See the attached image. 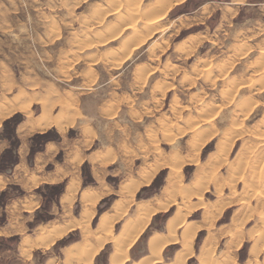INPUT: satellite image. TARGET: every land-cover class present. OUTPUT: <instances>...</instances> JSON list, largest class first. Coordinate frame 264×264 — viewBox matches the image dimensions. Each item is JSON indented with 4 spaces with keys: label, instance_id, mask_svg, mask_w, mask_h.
Here are the masks:
<instances>
[{
    "label": "rangeland",
    "instance_id": "obj_1",
    "mask_svg": "<svg viewBox=\"0 0 264 264\" xmlns=\"http://www.w3.org/2000/svg\"><path fill=\"white\" fill-rule=\"evenodd\" d=\"M232 1L172 3L156 19L157 33H145L143 16L153 0H0V140L9 146L0 170L7 171L12 161H18L13 148L19 144L16 128L22 124L19 133L27 132V159L51 142L59 149L43 170L60 165L65 175L59 184L41 185L34 191L41 197L40 218L49 217V225L60 226L79 219L85 194L95 201L89 225L94 229L102 215L112 213L116 202H132L113 226L115 233L134 214L136 203L156 206L152 200L162 197L166 184L175 181L171 166L181 161L186 192L176 195L165 214L151 216L129 249L131 261L125 264L148 254L142 251L152 232L168 233L167 223L182 207L183 196L185 200L193 192L201 194L202 200L184 219L185 225L203 228L193 239V254L206 249V257L226 256V264H251L252 259L264 264V246L249 241L264 243V209L259 210L264 156L257 155L264 139L258 134L264 132V0H245L240 6ZM189 128L204 134L200 153L192 149ZM238 128L244 132L240 136L233 133ZM225 134L238 138L226 146L220 162L206 161L225 142ZM253 146L257 153L248 150ZM222 160L224 165L219 164ZM243 179H249L245 187ZM73 181L77 188L72 205L55 208ZM130 185L136 187L132 198L125 190ZM220 186L222 191L217 193ZM22 194L8 187L0 192V204L7 195ZM231 200L236 201L233 207L218 205ZM34 221L35 213L30 227ZM181 231L177 228L176 237H182ZM81 236L80 229H71L54 247L55 242L40 247L33 259L23 256L33 264H63L65 248L81 242ZM237 236H243L244 243L241 239L231 243L237 241L240 247L228 244ZM112 247L113 243H106L92 264H106ZM179 249L176 244L165 246L162 261L172 259ZM188 258L185 264H196L194 257Z\"/></svg>",
    "mask_w": 264,
    "mask_h": 264
},
{
    "label": "bare ground",
    "instance_id": "obj_2",
    "mask_svg": "<svg viewBox=\"0 0 264 264\" xmlns=\"http://www.w3.org/2000/svg\"><path fill=\"white\" fill-rule=\"evenodd\" d=\"M166 1L167 0H153V3L149 7L150 9H148L147 10V13H145V16H143V17H146V19H147V22H145V24L143 23L144 26L142 25L143 26L142 27L143 28V31L145 33H147V32H149V33L150 32L151 33L156 32L157 33V31H156L157 28H153L156 25V19L157 18H162L163 15L166 13V11L171 7V5L176 4L177 2H180L182 0H172L174 2H172L171 0H168L167 2ZM244 1L245 0H234V2L233 1L232 2H233V5H236V6L239 5L240 6V5L244 4ZM126 5H127V2H126ZM135 7H138V6H135ZM228 7H230V6H228ZM233 7L234 6H232V8ZM226 9H227V7H225V10ZM115 12H117V11H115ZM142 12H144V11H142ZM132 15H131V17H133ZM140 17H142V16H140ZM150 17H154V18H150ZM142 19H144V18H142ZM126 26H128V25H126ZM131 26L133 27L135 25L133 24ZM131 26H129V27H131ZM133 29H134V27H133ZM52 86H54V85H52ZM50 88H48V89H50ZM51 90L53 91V89H51ZM198 105H199V103H198ZM243 105H245V104H243ZM201 109H202V107H201ZM243 111H244V109H243ZM0 123H1V121H0ZM263 123H264V121H263ZM238 125L240 126V124H238ZM196 126L197 125H195V127ZM233 127H236V125H234ZM190 129L191 128H189V130ZM246 131H247V129H246ZM235 132L237 133L238 136H240L242 134L243 130L241 128H238V129H236V131H233V133H235ZM230 133H232V131ZM226 134L224 135V137L226 136ZM258 134L260 136L264 137V132L263 133L262 132H259ZM202 135H204V134H202ZM202 135L199 133V131H193L191 133V137H192V139H194L193 141L191 140L192 142H194V144H192V149L196 153H200V151H201L200 149H202L203 142L199 141L201 138H203ZM234 135H236V134H233V136ZM231 136H232V134H231ZM231 136H226L225 138L223 137L224 140H225V142H221L216 147L215 153L209 155L206 161L211 162V163H214V161L215 162H220V160H221L220 158L223 157L221 154H223V153L226 152V150H225L227 148L226 146H230L231 144H233V142H235L236 138H238V137H235V139L234 138L231 139L233 137V136L232 137ZM217 144H218V142H217ZM258 147L260 149L258 148L259 149V152H258L257 155H259V158H263V156H264V139L259 141V146ZM228 148H232V147H228ZM256 148L257 147H254L253 146V148L250 147L248 150H251V151L254 150L253 152H256L257 153V151H255ZM229 150L230 149H228L227 151H229ZM229 152H227V154ZM240 152H242V151H240ZM224 156H226V155H224ZM226 157H228V156H226ZM244 158H246V157H244ZM224 160H226V159H224ZM191 161L192 160H190L188 162L190 163ZM174 162H175V164H173L171 166L172 169L170 171L173 172L172 175L175 176L176 178H175V181L174 182H169L168 184H166L167 187L165 186L166 189L163 190L164 191L163 192L164 194L162 196L163 198L162 197H156V198H154L152 200L153 202L156 203V206H151V204H150V207H149L148 206V203L149 202H146V201H141L138 204L136 203V209H135L134 214L132 216H130L127 220L125 219L126 221L124 220L125 222L122 224L121 228L117 232H115V233L112 232L113 231V226L115 225V223L118 222V220H120L125 215V213L127 212V206H128V204H130L132 202H130V201H126V202H122V201L121 202H116L114 204V206H113L112 213H106V214L102 215L99 218V221H98L97 225L95 226V228L94 229H91L89 225H90V222H91V218L94 215L93 205H95V201H91V199H89L85 194H82V198L81 199H82V202H83V209H82V212H81V215H80V218L79 219H72L71 221H68L67 223H64L62 226L56 225V224H52V225H49V224H47V225H41L36 230V234H35L36 236H35L34 240H30L31 238H25L24 240L22 239L23 241L21 243V246H20L19 251L21 250V253L24 256L30 255V252H31V250L33 248H40V247L47 248L53 242H55L58 238H60L61 236H63L67 231H69L71 229L78 228L81 231L82 241L81 242L74 243V244H71V245H69L68 247L65 248L64 255H63L64 257H63V260H62V263L63 264H92V258H93V256L95 254H97L104 247V245L106 243H109V242L113 243V247H112L111 253L109 254V256L107 258V263L106 264H125V263H129V261H131L130 260V256H129V249L132 247V245L135 242V240L137 239V237H139L141 235V233L144 231V229L146 228V226L150 222L151 216L154 215V214H157L159 212H163L165 214L168 211L169 207L172 204L175 203V199H176L175 197H176V195L178 193H180L181 191H183L182 188L184 187V184H183L184 181L182 182L183 178H181V174H180L181 168H182V163H181V161H179L180 163H176L177 161H174ZM222 162H223L222 164L221 163H219V164L220 165H224V163H226L223 160H222ZM211 163H210V165H211ZM214 165H215V163H214ZM245 166H247V164H245ZM211 170L213 171V169H211ZM233 171L235 172L236 170L234 169ZM233 171H231L230 173H232ZM234 172H233V174H234ZM240 172L239 173L236 172L237 175L242 173V172L241 173ZM152 175L153 174H150V177H152ZM229 175L230 176H233L231 174H229ZM206 178H207V176H206ZM229 178L230 177H228V179ZM232 178L233 177H231V179ZM144 179H146V178H144ZM173 179H174V177L171 180H173ZM234 179H237V177L236 178H233L232 180H234ZM248 180L245 179L244 182H243V184L245 183L247 185ZM3 182H5V180ZM148 182L149 181H147V183ZM225 183L227 184L228 182H225ZM229 183H230V181H229ZM148 184H145V185H148ZM223 184H224V182H223ZM245 184L243 185L244 187H245ZM136 185H138V183ZM261 185H264V183L261 184ZM0 186H1V184H0ZM140 186H142V185H140ZM221 186L220 187H217V189H216V192L217 193H220V191H222V188L223 187H221ZM143 187H147V186H144L143 185ZM262 187H260V189ZM76 188H77L76 181L75 182L73 181V183H71L69 185V187L67 188V193L64 195V197L62 199L63 203H66L67 206H71L72 205L73 199H72L71 196H72V193L75 191ZM252 189H250V192H253L254 191V190L251 191ZM254 189L256 190V188H254ZM263 189L264 188H262V190ZM125 190H127V192L130 193V194H127L128 195L127 197H129V198L131 197L132 198L133 197V194H134V191L136 190V187H132L130 185V186H127V188ZM188 194H190V193H188ZM188 194H186V197H187ZM193 194H194V192H193ZM193 194L191 193V196L188 195V197L185 200H184V196H183V199H182L183 200L182 201L183 202L182 203V207L183 208L181 207L177 211H175L173 213V215H172V219H170V221L168 222V235H164V234H162L160 232H157V231L152 232L151 235H150V237H149V239H148V242H147V252L146 253H148V254L145 255V256H143V257H141V259L134 261L132 264H157V263L158 264L159 263H161V264H185V260L188 257H191L192 256L191 255L192 254V249L191 248H192L193 239L196 236V232L197 231H201L200 230L201 227L199 226V227L193 228V226H194L193 223H191V224H193L192 227H191V224H189L190 226L186 227V225H188V224L185 225L184 219L187 217L188 214H190L191 212L193 213V211L196 210L197 204L201 203V200H202V197H201L202 195L201 194H197V195L196 194L193 195ZM259 194L261 195V192H259ZM253 195H252V198L253 197L255 198V196H253ZM260 199H262L260 201V206H259V210L261 212L264 209V197H261ZM191 200L192 201L194 200V201L192 202ZM232 200H233V198H232ZM232 200H231L230 203H229V201L228 202L223 201V202H221L218 205H220V206H226L227 207L226 204H228L229 207H233L234 205H231V204H235L236 205V201H232ZM118 201H120V200H118ZM247 207H249V205ZM221 210H220L219 214L221 213ZM206 211H207V208H203V212L206 213ZM208 216H210V215H208ZM179 227H181V229H184V231L182 233L181 239H178V237H176L177 228H179ZM3 235H5V234H3ZM262 241L263 240H260V242H262ZM236 243L240 244L237 241H236ZM256 243H257V241H256ZM258 243H259V240H258ZM170 244L180 245L182 247V249H180V251H177L176 254L174 253L175 256L172 259L162 261V257H161L162 256V253H161V251H162V249L165 246L170 245ZM199 251H200V249H199ZM207 253H209V251ZM209 255H210V253H209ZM204 257H206V256H204ZM204 257H203V259H204ZM208 257H206V258H208ZM23 258H25V257H23ZM199 258L201 260L200 262H203L202 257L200 256ZM206 258H205V261L206 262H203L202 264H209L211 262L213 263L214 261L216 262V260H215L216 258L213 259V261H211V262H209L208 259L206 260ZM209 259H210V257H209ZM215 262H214V264H215ZM228 262H226V263H228ZM226 263L225 262L220 263V261L218 263V261H217L216 264H226Z\"/></svg>",
    "mask_w": 264,
    "mask_h": 264
},
{
    "label": "crops",
    "instance_id": "obj_3",
    "mask_svg": "<svg viewBox=\"0 0 264 264\" xmlns=\"http://www.w3.org/2000/svg\"><path fill=\"white\" fill-rule=\"evenodd\" d=\"M23 125H26V123ZM21 128H22V124H20L16 128V134H17V139L19 140V144L13 148V153L18 155V161L16 164L12 166L11 169H9V171L7 170L8 172L7 171L0 172V176H1L0 192L5 191L8 187L14 186L17 189L23 191L24 193L22 195H9V196L7 195L4 199V202L0 204V217L4 216L5 218V224L3 226H0V264H27V262H29L28 264H33L30 261L31 259H27L26 257L23 258L24 256L22 255L21 250L19 251L21 243L25 238H31L30 240H34L36 236L35 235L36 230L41 225H47L51 223L47 221L41 224L40 223L34 224L32 227L29 226V224L32 223L33 214L36 211H38L41 206V197L38 196L34 191L38 189L41 185L59 184L65 178V175L62 173V169L60 168V165L57 166L53 164L51 170H46V171L43 170L45 166L51 163L53 156L57 153L59 149L57 145L48 142L45 144L41 152L35 154V156L31 160L27 159V156H29V148L25 144L27 140L26 138H24L27 132L24 130V132L19 133V130ZM39 131L40 130H38L37 132ZM8 147H9L8 144L4 140H0V161L2 159L5 150ZM4 180L5 182H3ZM62 195L59 197V201H58L59 205L58 204L54 205L55 208L59 206L60 207L63 206L62 199L65 194L63 193ZM53 210L54 208H52L51 214ZM21 216H26L29 218L27 220H23ZM189 224L190 223H188V225L186 226H190ZM181 230L182 233L184 229ZM164 235H168V233ZM14 237H16L18 240L17 242L12 243L9 239ZM240 239L244 243L245 238L242 236ZM240 239H238L237 236L233 238V240H229L228 244L232 246L240 247L231 243V241L240 240ZM249 241L253 244V246H264V243L258 244L256 243V240H254L253 238L250 239ZM56 243L57 242H55L51 246L54 247ZM40 249L42 248H33L31 250L30 256L32 257V259L34 257V253H36ZM204 250L202 251V254L200 252L197 253L196 255L193 254V250H192L191 255L195 258V260L198 259L196 264H202L203 262H206L204 257L205 256ZM178 251H180V249ZM142 252L146 253L147 249H145ZM200 256L202 257V259L204 257L203 262H200L201 261L199 258ZM219 257L218 259L216 258L218 263L219 261L220 263H223L225 262V259H227L226 256H222L221 258ZM191 258H188V260ZM139 259L141 258H138V260ZM207 259L209 262H211L213 261L212 259L215 258L210 257V259L206 258V260ZM49 261L50 259H47L46 262L48 263ZM255 261H256L255 259H252L251 264H255ZM235 263L236 262L234 261V264Z\"/></svg>",
    "mask_w": 264,
    "mask_h": 264
},
{
    "label": "trees",
    "instance_id": "obj_4",
    "mask_svg": "<svg viewBox=\"0 0 264 264\" xmlns=\"http://www.w3.org/2000/svg\"><path fill=\"white\" fill-rule=\"evenodd\" d=\"M4 126H6V123H4ZM15 126H16V124H14V129H15ZM11 136H13V135H11ZM16 142V141H15ZM13 144V143H12ZM15 144V143H14ZM14 146V145H13ZM34 150H32L31 151V153H30V158H32V156L34 155ZM17 163V161L16 160H14V161H12V163H10L11 165V167L14 165V164H16ZM4 170H0V172H3ZM62 193V188H60L59 189V191H58V193H57V195L58 196H60V194ZM46 201H47V199H45L44 201H43V205H42V207H41V210H45V204H46ZM39 213H40V211H36L35 212V221H34V224H38V223H42V222H47V221H49L50 219H49V217H47V218H40L39 217ZM5 224V219H4V217L2 218V219H0V226H3Z\"/></svg>",
    "mask_w": 264,
    "mask_h": 264
},
{
    "label": "water",
    "instance_id": "obj_5",
    "mask_svg": "<svg viewBox=\"0 0 264 264\" xmlns=\"http://www.w3.org/2000/svg\"><path fill=\"white\" fill-rule=\"evenodd\" d=\"M8 171H9V170H8ZM8 171H7V172H8Z\"/></svg>",
    "mask_w": 264,
    "mask_h": 264
}]
</instances>
